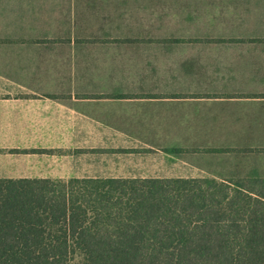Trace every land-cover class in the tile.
Listing matches in <instances>:
<instances>
[{
    "label": "crops",
    "instance_id": "obj_1",
    "mask_svg": "<svg viewBox=\"0 0 264 264\" xmlns=\"http://www.w3.org/2000/svg\"><path fill=\"white\" fill-rule=\"evenodd\" d=\"M0 178L264 186V0H0Z\"/></svg>",
    "mask_w": 264,
    "mask_h": 264
},
{
    "label": "trees",
    "instance_id": "obj_2",
    "mask_svg": "<svg viewBox=\"0 0 264 264\" xmlns=\"http://www.w3.org/2000/svg\"><path fill=\"white\" fill-rule=\"evenodd\" d=\"M0 264H264V186L0 178Z\"/></svg>",
    "mask_w": 264,
    "mask_h": 264
}]
</instances>
